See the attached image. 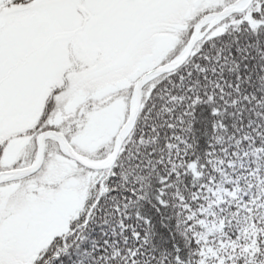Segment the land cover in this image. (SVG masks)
I'll return each instance as SVG.
<instances>
[{
  "label": "snow or ice",
  "instance_id": "1",
  "mask_svg": "<svg viewBox=\"0 0 264 264\" xmlns=\"http://www.w3.org/2000/svg\"><path fill=\"white\" fill-rule=\"evenodd\" d=\"M0 264H264V0H0Z\"/></svg>",
  "mask_w": 264,
  "mask_h": 264
}]
</instances>
